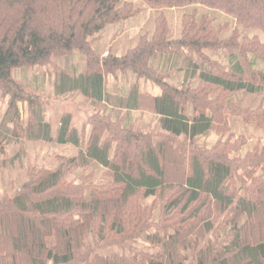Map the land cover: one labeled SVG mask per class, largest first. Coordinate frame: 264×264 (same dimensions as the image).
I'll list each match as a JSON object with an SVG mask.
<instances>
[{
    "label": "trees",
    "instance_id": "trees-1",
    "mask_svg": "<svg viewBox=\"0 0 264 264\" xmlns=\"http://www.w3.org/2000/svg\"><path fill=\"white\" fill-rule=\"evenodd\" d=\"M142 11L156 16L132 48L103 47L106 28ZM249 29L264 34V0H0V154L30 141L76 151L27 167L0 196V264H264V38ZM73 53L84 68L69 75L54 61ZM44 67L62 74L58 98L96 108L80 129L65 115L53 135L43 96L12 78ZM109 78L124 81L116 99ZM132 112L156 125L143 130ZM230 117L258 136L235 133Z\"/></svg>",
    "mask_w": 264,
    "mask_h": 264
},
{
    "label": "rangeland",
    "instance_id": "rangeland-1",
    "mask_svg": "<svg viewBox=\"0 0 264 264\" xmlns=\"http://www.w3.org/2000/svg\"><path fill=\"white\" fill-rule=\"evenodd\" d=\"M133 1V0H131ZM136 4L143 9L141 3ZM204 13H209L210 16H218V20L221 22L224 20H230L228 17L219 13L200 8ZM191 12V9L184 10ZM180 14L182 11H179ZM218 14V15H216ZM156 14L145 11L141 12L137 17L124 22L116 23L109 28H106L102 33V45L104 48L111 47L117 55H122L124 52L132 48L139 36L141 30L146 31L149 26L152 28L153 20ZM168 21L172 24V27L179 25V13L173 11L168 14ZM150 28V29H151ZM247 33L251 36L256 35L264 38V34L255 29H249ZM99 49V48H98ZM83 57L78 53H73L72 56L57 59L54 61L57 67L63 71H70L76 73L80 69L84 68ZM155 65V63L152 61ZM156 66V65H155ZM254 66L259 70H264V63L255 60ZM159 68L162 70V65ZM62 74L58 72V68L54 70L52 67L44 68H25L15 69L12 71V78L17 81L22 88L25 90L39 94L43 96V108L42 116L52 126L58 123L60 118L65 115H73V123L76 124L77 128L80 129L89 117V108L85 106L84 98L80 97L77 93H62V98H58L56 94L55 82L61 79ZM122 80V79H121ZM117 81V89L124 85V81ZM116 82L112 78L108 80V87L114 88ZM60 85V84H59ZM151 95L158 93V89L154 88L150 83H147L142 87ZM252 100H247V102ZM18 109L21 114V123L25 126L28 123V112L26 107L21 103L18 104ZM8 113V99L0 94V122L4 119ZM140 127L143 130H149L156 125V120L153 119L150 113L142 114ZM87 116V118H85ZM229 124L232 130L237 134L245 136H258V130L253 125H248L242 122L238 118L230 117ZM264 146V141H262ZM252 142L248 143L243 147L242 155L244 152L251 151ZM76 154L75 150L71 148H65L56 144H45L42 142H27L20 145L10 146L5 150L3 155L0 154V160H5L6 165L3 169H0V196L4 192H10L16 186H18L25 176V170L27 167H38V168H53L58 167L60 162L73 157ZM19 155V158H14ZM2 167V166H0Z\"/></svg>",
    "mask_w": 264,
    "mask_h": 264
},
{
    "label": "crops",
    "instance_id": "crops-1",
    "mask_svg": "<svg viewBox=\"0 0 264 264\" xmlns=\"http://www.w3.org/2000/svg\"><path fill=\"white\" fill-rule=\"evenodd\" d=\"M113 79V78H112ZM113 81L114 82H116V84L114 85V88H111V87H108V89H109V91H111V94L113 95V99H116V96H117V92L119 91L118 89H117V81H115L114 79H113ZM144 85H146V84H144V83H140V91H142V92H146L145 90H142V87H144ZM107 86H108V84H107ZM157 89V88H156ZM150 94V93H149ZM159 94V91H158V93L157 94H155V95H153V96H157ZM81 97V96H80ZM84 102H85V106L86 107H88L90 110H89V112H90V114L89 115H91L92 113H94V111H95V109L96 108H94L93 106H92V104H91V102H89V101H87V100H84ZM110 110L112 109V106H114V105H106ZM109 112V111H108ZM112 112V110L110 111V113ZM132 114V116L131 117H133L134 119H135V121H136V124L139 126L141 123H140V121H141V117H143L144 118V116L145 115H142V114H145V113H138V112H132L131 113ZM69 115V114H68ZM70 117H71V126H72V128H76V129H78L77 128V126H76V124L75 123H73V115H70ZM153 117V116H152ZM85 118H87V116L85 117ZM153 119H155L156 120V118L155 117H153ZM45 122L46 123H48L49 125H50V128H51V131H52V133H53V135H55V133H57V131H58V127H59V124H60V120L58 121V123L57 124H55L54 126H52L49 122H47L46 120H45ZM156 122H157V120H156ZM155 122V123H156ZM79 136H81V135H79ZM62 147H65V148H71V149H73L71 146H62ZM74 150V149H73ZM76 152V151H75Z\"/></svg>",
    "mask_w": 264,
    "mask_h": 264
}]
</instances>
